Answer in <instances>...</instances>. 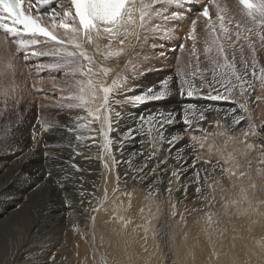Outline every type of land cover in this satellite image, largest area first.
Wrapping results in <instances>:
<instances>
[{
	"label": "snow or ice",
	"instance_id": "1",
	"mask_svg": "<svg viewBox=\"0 0 264 264\" xmlns=\"http://www.w3.org/2000/svg\"><path fill=\"white\" fill-rule=\"evenodd\" d=\"M208 3L216 9L215 21L209 17ZM192 7L193 0H0V98H3L5 104V108L0 109V116H4L6 111H18L17 108H8L7 102L16 99L15 92L18 89L14 86L15 76L21 57L26 67L30 66L29 61L35 60L30 67H34L37 73L45 69L63 71L66 87L61 91H67L68 95L62 96L56 106L61 110L84 113L70 117L69 124L64 125L47 121L40 114L42 109L38 110L27 138L13 136L14 130L8 124L0 129V193L6 191L10 183L21 178L25 165L37 154L46 162L38 172V180L32 185L38 190L41 200L33 201L29 198L32 203L31 213L35 214L34 217L30 214L29 219L33 220V227L37 231L42 225L46 226L49 220V216L45 215L48 204H56L55 210L66 221L78 212L83 215L85 211L95 213L99 210L88 199L95 191V184H92V192H86L84 188V174L91 176L92 170L77 162V157L89 162L93 159L90 153L92 147L97 145L98 138L102 143L98 145L101 153L96 158L111 161V165L105 163L104 167L110 171L111 167L121 163L125 166L122 172H117L118 182L123 179L127 183L131 179L144 183L149 196L154 197L160 191L163 177L168 176L164 193L171 196L174 191L182 190L185 198L189 185L195 183L197 197H203L204 206L208 207L214 202V197L205 195L200 185L201 179L208 182V171L204 169L202 176L201 169L197 167L199 156L196 154V142L201 141L199 147L203 148L202 139L208 137L227 135L228 140H235V135L228 133H234L236 127L240 126L245 138L240 141L245 145L244 155L259 151V156L255 158L258 161L255 172L258 178L264 179V124L258 129L252 122L247 102L237 101L228 109L197 103L181 104L179 108L173 109L158 107L147 113L137 112L133 124L120 132L123 109L129 106L167 102L168 98L177 94L181 98L232 102L237 92L245 97L251 95L254 81L258 80L264 86V65L257 59V52L264 50V0H235L231 10L227 5H219L217 0H207L206 6L191 20L188 33L179 37L181 43L174 48L166 45L161 37L177 38L179 28L188 19ZM202 17L208 18V38L204 42L203 53L212 66L210 81L204 75L209 71L208 68L203 72L198 67L195 71H189L186 66H182L181 56H177L173 74L160 79L156 84L141 86L142 91L129 86L131 80L143 78L151 72L163 71V66L157 68L151 61L159 59L166 62L169 58L167 51L175 52L178 48L182 55L186 51L195 54V31ZM188 40H192L191 49L185 47ZM149 46L156 53L155 56L144 54ZM246 49L250 53V63L245 58ZM237 52L240 57L239 66ZM45 57L52 62L40 63L39 58ZM110 60L125 61L123 70L116 71L114 76L111 74L115 69L105 66ZM129 69L130 72L126 71ZM254 99L259 101L261 97L256 96ZM117 106L121 111L116 110ZM211 112L220 116L215 124L227 131L208 132L203 127V122L208 120V113ZM177 116L181 118L177 120ZM23 119V116L17 115L15 123L22 124ZM145 124L155 128V135L149 131L151 141L144 139ZM177 124L183 125L185 132L200 131L204 134L203 138L193 135L187 144L177 147L182 140ZM115 132H120V135H109ZM44 133H48L52 139H46ZM63 133L69 135L64 136ZM249 138L258 139L259 144L247 142ZM86 139L88 143H85ZM129 141L139 143L140 150H133L127 157L117 160L112 148L117 147L122 153L124 145ZM165 143L169 147L162 155L160 149ZM64 148L69 149L67 155L64 154ZM186 149H190L195 156L191 164L184 158ZM218 150L223 152V149ZM173 151L175 156L172 155ZM229 162L233 163L232 168L224 167L219 161H204L213 171L218 170L221 178L227 176L231 179L237 175L235 169L241 167V162L231 153L224 164ZM246 163L248 171H240L239 177L249 176L251 179L252 161L249 159ZM189 168L195 174L194 180L187 175ZM174 184L180 187L174 188ZM208 187L215 191L212 184H208ZM251 187H257L254 181ZM45 196L47 200H43ZM222 199L226 201L225 209L234 208L237 214L264 215L260 213L259 205L253 206L244 188H241L237 199L228 201L223 196ZM164 203V200H160L156 213L143 225L136 226L143 228L145 239L150 230L153 237L157 235L156 230L150 226L152 220L160 219L163 215ZM178 203L172 202L171 216L179 214L181 220L198 210L186 207L183 213H178ZM260 203L264 204V200ZM85 204L88 205L87 209L83 207ZM91 219L94 222L95 215ZM118 221L121 231L133 222L123 216ZM207 221L212 223L211 214L207 215ZM17 231H21L22 235L19 223L0 225V232L8 233L9 240L12 238L11 232ZM257 246L264 251V243L257 242ZM213 255L219 259L218 254L214 252ZM30 256L32 252H27L23 258ZM47 259L56 264L54 256L50 255ZM100 261L107 264L105 257H101ZM29 264H40V259L29 260Z\"/></svg>",
	"mask_w": 264,
	"mask_h": 264
},
{
	"label": "bare ground",
	"instance_id": "2",
	"mask_svg": "<svg viewBox=\"0 0 264 264\" xmlns=\"http://www.w3.org/2000/svg\"><path fill=\"white\" fill-rule=\"evenodd\" d=\"M203 1V7H205L207 0ZM217 3L221 6L227 5L229 10L234 5L232 0H217ZM207 6H210L211 19L214 20L216 18V9L210 3ZM201 19L206 22L203 17ZM184 23L182 24L184 25ZM185 25L187 26V24ZM183 28L185 27L183 26ZM180 33L183 35V32ZM178 36L179 34H177ZM161 39L165 40L166 38L161 37ZM147 49L144 51L145 55L148 54L147 51L150 48ZM150 51L148 52L150 53ZM153 61L155 60L153 59ZM160 63H155V65L162 66ZM117 64H119V67H117ZM124 64V60H110L106 62L105 66L115 69L111 74L114 76L116 71L123 70ZM195 70L194 66H192L191 71ZM126 71L130 72V69ZM27 74L30 73L27 72ZM64 80L62 79V83L60 82L59 85H55L57 82L53 84L51 82L33 81V85L28 89L29 91L24 87L22 92L30 96V91H36L38 97L35 99V103H37V106L44 108L43 111L49 112L54 110L62 96L68 95L67 91H61L62 88L66 87ZM153 80L151 79V81ZM51 81L53 82L54 80ZM134 81L131 80L129 86L136 91H142V89L139 90L135 87L136 83ZM110 82L111 79H109ZM197 83H199L198 78ZM250 91L251 95L248 96L249 102L247 106L250 110L252 122L259 129L264 124V86H261L258 82ZM54 92L58 98L56 97L55 100L49 99L51 96L47 97L48 99L46 98L47 95L45 94L51 95ZM256 96H260L261 99L256 101L254 99ZM16 97L18 98L19 95ZM33 98L32 100L34 101ZM46 100H49V102ZM186 103H189V101L183 98H176L175 96L168 98L167 102H153L144 106H129V108L123 109V119L119 124L120 132L133 124V118L137 112L147 113L155 111L158 107L167 109L179 108L181 104ZM235 103L234 101H211L205 99L197 102L201 106L211 105L222 109L231 108ZM49 107L52 108L48 109ZM116 110L121 111L119 106H117ZM64 119V117H60L57 118V121L65 125ZM210 119L214 122L213 124L209 123ZM218 119H220V116H217L215 112L208 113V120L203 122V127L208 132L227 131L226 128L218 127L215 124ZM6 122L8 126L14 129V125L11 122L7 120ZM176 127L178 128V126ZM152 128H154L152 125L145 124L143 133L149 135V131ZM30 129H24L19 133H14L15 131H13L12 135L27 138ZM170 131L171 128L169 129ZM120 132L110 133L109 135L118 136ZM233 134L237 139L228 140L227 135H216L214 138L202 139L203 148L199 147L201 141L196 142V154L199 156L197 167L201 169L202 176L204 169L208 171V182L205 183L201 179L200 185L205 195L209 198L214 197V202L208 207L204 206L203 197H197L195 193L197 185L195 183L189 185L185 198L182 190L174 191L171 196L164 193V189L168 185V176L163 177L160 191L154 197L149 196V190L144 183L134 182L131 179L127 183L123 179L118 182L117 172H122L125 166L121 163L116 167H111L110 171L104 167L105 163L111 165V161L96 158L101 153L98 145L102 143V140L98 138L97 145L92 147L90 153L93 159L89 162L77 157V162L82 167L92 170L93 175L84 174L86 180L84 188L86 192H92V184H95V191L88 196V199L99 210L95 213L85 211L83 215L78 212L71 220L66 221L55 210L56 204H48V211L45 215L49 216V220L46 226L42 225L38 231L33 227V220L29 219L30 214L33 217L35 216L34 213H31L32 203L29 198L33 201H39L38 190L32 185L34 181L38 180V172L42 166L46 165V162L41 155L37 154L25 165L24 174L21 175V178L14 183H10L7 190L0 193V225L19 223L22 230V236L19 235L21 238L18 239L16 237L14 241L8 239V234L0 232V264H29V260L37 258L40 259V264H52L51 260L47 259L50 255L55 257L56 264H102L100 261L101 257L106 258L107 264H264V251L257 246V242L264 243V215L237 214L234 208L225 209L226 201L222 199V196L227 198L228 201L237 199L241 188H244L253 206L259 205L260 213H264V204L260 203L261 200H264V191H261V189H264V179L258 178L255 172L258 166V161L255 158L259 156V151H251L245 156V145L240 142L245 138L240 126L236 127L234 133H228V135ZM43 135L46 139H52L48 133ZM63 135L68 136L69 134L63 133ZM193 135L203 138L204 134L193 130L189 135H182V140L177 147L187 144ZM146 139H151V137H146ZM25 142L27 143L28 141L25 140ZM88 142L86 139L85 143ZM247 142L259 144V140L256 138H249ZM140 147L139 143L129 141V143L124 145L122 153L117 150V147H113L112 152L117 160H120L123 157H127L133 150L139 151ZM168 147L167 143L161 146L160 152L162 155L165 154V150ZM218 149H223V152ZM68 153L69 149L64 148V154L67 155ZM229 153L237 157L241 162V167L235 169L237 175L231 179L227 176L221 178L218 170L213 171L210 165L204 163V161H211L212 163L219 161L224 167L232 168V162L224 164V160ZM172 155L175 156V151H173ZM184 158L191 164V160L195 156L190 149H186ZM249 159L252 161L251 179H249V176L240 178V171H248L246 160ZM66 170L70 171V169ZM187 175L194 180L195 174L191 168L188 169ZM181 179L183 180L184 177H181ZM253 181L257 186L255 189L251 187ZM208 184H212L215 191L209 188ZM173 187L178 188L180 185L174 184ZM200 198L202 201H198ZM47 199L46 196L43 198V200ZM160 200L165 202L162 205L163 215L160 219L152 220L150 226V228L156 230L157 235L153 237L150 230L147 234V239H145L143 228H137L136 226L143 225L152 214L156 213V207ZM176 201H179L178 213H183L186 207L198 210L192 211L183 220H181L179 214L173 217L171 216V204ZM6 204L9 205L11 212L3 220L1 217L3 215V207ZM19 206L21 207L19 214L13 218ZM83 207L87 209L88 205L85 204ZM142 208L144 209L143 212L140 211ZM208 214L212 215L211 224L207 221ZM92 215L96 217L94 222L91 219ZM120 216L133 221L124 231H121L118 221ZM165 221L167 224L166 229L164 228ZM113 228L116 229L115 232H113ZM38 248L42 249V251H35ZM27 252H32V256L25 259L23 257ZM214 252L219 255V259H216L213 255Z\"/></svg>",
	"mask_w": 264,
	"mask_h": 264
},
{
	"label": "rangeland",
	"instance_id": "3",
	"mask_svg": "<svg viewBox=\"0 0 264 264\" xmlns=\"http://www.w3.org/2000/svg\"><path fill=\"white\" fill-rule=\"evenodd\" d=\"M198 2H200V3H198ZM203 5H204V1L203 0H193V7H192L190 15H189V17H191V18L188 17L189 20L187 19L185 21L184 25L181 24L180 29L181 28L182 29L181 30L179 29L180 30L179 33H178L179 36L177 38H175V40L173 38H171V37L170 38L168 37V38H166L164 40V43L166 41V43H165L166 45L174 48L178 44L181 43V41L179 40V37L180 36L183 37V36H185L188 33L189 28H190V24H191V20L193 18H195L199 14V11L202 9ZM213 21H215V19ZM185 24H187V26ZM182 25L186 28V30H185V28H183ZM180 32H183V35ZM207 38H208V32L206 31V22H203L202 19H200L197 22L196 33H195V39H196V51H195V54H190L189 52L186 51L182 55L178 48H177V50L175 52L167 51V54H168L169 58H168V60L166 62L165 61H160L159 59H154L155 61L152 60V64L153 65H155V63L159 64L161 62L160 64H162V66H163V71L151 72L147 76L135 80L134 81V83H136L135 87L137 89H139V90H141V89L143 90V88L141 86H147V85H150L148 83L153 84V82H154V84H156L157 81H159L160 79L166 77L167 75L173 74L175 72L177 56H181V64H182V66H186L187 70L190 69L189 71H191V67L192 66H194L195 69H197V67H198L201 72H203V70L205 68H208L209 71L204 73V75L210 81L211 80V67L212 66L208 63V61L206 60L205 55L203 53V49L205 47V43L204 42H205V40ZM174 41L176 42V44H174L175 43ZM191 46H192V41L191 40L187 41L186 45H185L186 49H191ZM149 48L148 49L151 50V46ZM148 51H147V53H148L147 55L148 56H150V54H151V56L156 55V53L153 52L152 50H151L152 52L150 51V53ZM158 51H159V49H157V52ZM197 57H199V62H197ZM245 58L248 59L249 63H250V53L247 51V49L245 50ZM257 59H258L260 64L264 65V50H261V51L257 52ZM50 60H51L50 58H46V57L45 58H39V62L40 63L52 62ZM239 61H240V57H239V53L237 52V64H238V66H239ZM35 62H36L35 60H31L28 63L31 66ZM157 64L155 65V67H157V68H161L162 67L161 65L157 66ZM165 64H166V66H164ZM30 66L29 67L24 66V61H23L22 57L20 58L19 63L17 65V74L15 76V85H14L18 89L16 91L15 97L17 95H19V97L18 98L16 97L15 101H13L12 99H9L8 102H7V107L8 108H17L18 111L16 113L6 111L4 116H0V129H2L6 124H8L6 122V120L11 122L14 125V129H13L15 131L14 133H19V132H21L24 129L31 128V126H33V124L35 123V117L37 116L38 110H41V109L42 110L40 111V114L47 121H50V122H53V123H57L58 122L57 118L64 117L65 118L64 119L65 120V122H64L65 125L69 124V122H70L69 118L70 117H74L77 114H80V115L84 114L82 112H79L78 110H73L71 112L68 111V110H61L57 106L54 108V110L49 111V112H45V111H43L44 108H41L40 106H37V103H35V99L38 97L37 92L36 91H34V92L30 91L29 92L30 96H27L24 92H22V89H24V87H25V89L27 88V90L29 88H31V86L33 85L32 84L33 81H36V82H38V81L51 82L53 84H55L57 82L55 85H59L60 82L62 83V79H65V76H64L63 71L57 72L55 70H47V69L43 70L42 72L37 73L36 69L34 67H30ZM189 66H191V67L189 68ZM27 72H29L30 74H27ZM27 77H28V79H27ZM153 78H154V80L155 79L156 80L154 81ZM151 79L153 81H151ZM51 80H54V81L52 82ZM175 82H176V78L174 77V83ZM255 82L258 83L259 81H254L253 83H255ZM17 83H18V85H17ZM20 95H21V98H20ZM45 95H47L46 98L47 97L49 98L51 96L49 99H54L55 100L56 97L58 98V96H56L55 92L52 93L51 95L50 94L49 95L45 94ZM175 96H176V98H181L179 95H175ZM175 96L173 95L170 98L175 97ZM32 98L34 99V101L32 100ZM43 99L45 100V98H43ZM183 99H185L186 101H189V103H191V102L197 103V102L201 101V99L197 100L195 98H187V97H183ZM31 100H32V103H31ZM2 101H3V98H0V109H4L5 108V104ZM46 101L49 102V100H46ZM237 101L239 103H245V102L248 103L249 99H248V96L245 97V96H241L239 93H236L234 102H237ZM50 103H53V102H50ZM219 103H217V104H219ZM39 105H41V103H39ZM51 108L52 107H49L48 109H51ZM17 115H21V116L24 117L22 124L15 125L16 124L15 121H16ZM180 118H181L180 116H177V120H179ZM209 123L213 124L214 122L210 119ZM176 126H178V128L180 130V133L181 134L183 133L182 135H189L193 131V130H190V131L187 132L189 134H187L184 131L183 125L177 124ZM151 133H152V135H155V129L154 128L151 129ZM152 135L144 134V139H146V137H151V139H152ZM0 138H2V137H0ZM151 139H146V140L151 141ZM40 200H41V196L39 197V201ZM202 200H203V198H202ZM202 200L200 198L198 201H202ZM20 209H21V207L19 206L16 209L17 212H16V214H14L13 218L16 217L19 214ZM10 212H11V210L9 208V205L8 204L4 205V207H3V215H2L1 218L3 220L6 219ZM6 234H8V233H6ZM11 234H12L11 235V237H12L11 241H14L16 239V237L18 239H20L21 238L20 236H22L20 231L11 232ZM14 236H15V238H14Z\"/></svg>",
	"mask_w": 264,
	"mask_h": 264
}]
</instances>
